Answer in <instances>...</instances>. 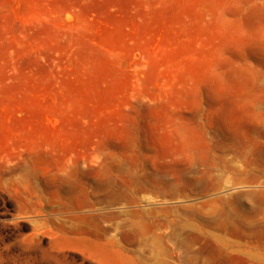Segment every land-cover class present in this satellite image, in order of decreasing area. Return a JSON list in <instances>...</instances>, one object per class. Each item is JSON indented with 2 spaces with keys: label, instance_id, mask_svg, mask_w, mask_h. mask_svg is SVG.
Returning a JSON list of instances; mask_svg holds the SVG:
<instances>
[{
  "label": "rangeland",
  "instance_id": "rangeland-1",
  "mask_svg": "<svg viewBox=\"0 0 264 264\" xmlns=\"http://www.w3.org/2000/svg\"><path fill=\"white\" fill-rule=\"evenodd\" d=\"M0 264H264V0H0Z\"/></svg>",
  "mask_w": 264,
  "mask_h": 264
},
{
  "label": "bare ground",
  "instance_id": "bare-ground-1",
  "mask_svg": "<svg viewBox=\"0 0 264 264\" xmlns=\"http://www.w3.org/2000/svg\"><path fill=\"white\" fill-rule=\"evenodd\" d=\"M223 153H217V152H209L205 157L204 160L207 163L208 169L209 170H224V171H234L236 172L237 170L234 168V166L231 164L230 161L226 159V152H232L231 150H225L222 151ZM237 158H242L244 159L246 165L248 167L251 166L252 164V159H250L249 154L234 151L233 152ZM199 162V156H197L195 153L188 151L185 154V164L183 167L180 169H176L174 173H180V175H184L187 173L188 169ZM163 183L165 186H162L160 193L162 195L167 196L169 193V190L165 187L170 186L169 182L167 179H162V180H156V187L158 186L157 184ZM140 189V188H139ZM251 197L256 196L255 194L249 195ZM226 226V224H224ZM219 239V238H218ZM221 241V240H220Z\"/></svg>",
  "mask_w": 264,
  "mask_h": 264
}]
</instances>
